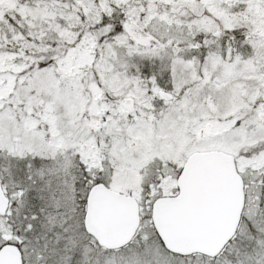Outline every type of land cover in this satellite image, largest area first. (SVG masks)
<instances>
[{
    "label": "snow or ice",
    "instance_id": "obj_1",
    "mask_svg": "<svg viewBox=\"0 0 264 264\" xmlns=\"http://www.w3.org/2000/svg\"><path fill=\"white\" fill-rule=\"evenodd\" d=\"M0 264H264V0H0Z\"/></svg>",
    "mask_w": 264,
    "mask_h": 264
}]
</instances>
